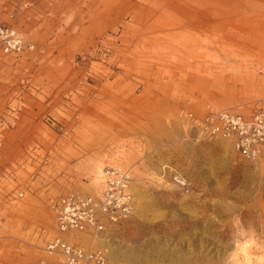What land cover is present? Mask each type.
I'll use <instances>...</instances> for the list:
<instances>
[{
	"label": "rangeland",
	"instance_id": "obj_1",
	"mask_svg": "<svg viewBox=\"0 0 264 264\" xmlns=\"http://www.w3.org/2000/svg\"><path fill=\"white\" fill-rule=\"evenodd\" d=\"M0 264L53 261L55 207L134 178L110 264H264V161L207 139L206 105L264 107V0H0ZM186 180L177 184L173 174Z\"/></svg>",
	"mask_w": 264,
	"mask_h": 264
},
{
	"label": "built area",
	"instance_id": "obj_2",
	"mask_svg": "<svg viewBox=\"0 0 264 264\" xmlns=\"http://www.w3.org/2000/svg\"><path fill=\"white\" fill-rule=\"evenodd\" d=\"M0 49L7 54H21L25 44L16 30L0 26ZM190 118L204 138L227 139L244 160L264 161V107L247 114L206 105L201 116L192 114ZM173 177L177 184H186L179 173ZM133 184L130 172L113 169L106 173L98 193L70 192L62 196L55 207L57 234L46 244V251L54 260L41 264H110L106 248L85 245L82 239L87 237L94 242L109 227L132 216Z\"/></svg>",
	"mask_w": 264,
	"mask_h": 264
}]
</instances>
